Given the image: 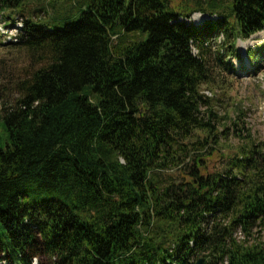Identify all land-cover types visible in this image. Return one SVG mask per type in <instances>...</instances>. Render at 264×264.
Masks as SVG:
<instances>
[{
  "label": "trees",
  "instance_id": "obj_1",
  "mask_svg": "<svg viewBox=\"0 0 264 264\" xmlns=\"http://www.w3.org/2000/svg\"><path fill=\"white\" fill-rule=\"evenodd\" d=\"M85 1L10 42L28 63L0 98V264H264V140L236 130L220 153L228 116L201 92L264 29V0L198 2L216 17L199 27L168 0Z\"/></svg>",
  "mask_w": 264,
  "mask_h": 264
},
{
  "label": "rangeland",
  "instance_id": "obj_2",
  "mask_svg": "<svg viewBox=\"0 0 264 264\" xmlns=\"http://www.w3.org/2000/svg\"><path fill=\"white\" fill-rule=\"evenodd\" d=\"M168 2L169 9L190 15L188 19H181L187 24L199 27L216 18L192 10L196 3L204 4L207 0H168ZM227 3L228 0H215L214 6H220L224 11ZM85 4V0H24L22 12L13 10L9 13L16 22L3 19L0 15V98L3 90L7 99L13 98L11 82L24 74L28 63L25 51L10 44L13 41L11 39L18 34L20 21L29 18L32 21L61 28L64 24L77 20L80 9H84ZM194 16L197 17L195 20ZM207 43L214 51L219 45L226 43V40L222 34H219ZM263 46L264 29L246 40H236L235 50L238 57L228 59L230 70L214 71L215 81L208 87H201V92L211 98V104L219 117L239 119L236 126L227 118L223 120L229 130L228 135L220 139V145L217 147L220 153H225L224 150L230 151L240 143L235 137L236 130H242V134L248 130L251 139L255 142L264 140V50H261L264 49ZM256 49L261 50L262 56L255 54ZM191 50L193 54L196 53L194 47ZM222 158V156H213L207 159V163L210 167L217 168ZM172 173H175V170L167 171V174Z\"/></svg>",
  "mask_w": 264,
  "mask_h": 264
},
{
  "label": "water",
  "instance_id": "obj_3",
  "mask_svg": "<svg viewBox=\"0 0 264 264\" xmlns=\"http://www.w3.org/2000/svg\"><path fill=\"white\" fill-rule=\"evenodd\" d=\"M195 264H202V259H198Z\"/></svg>",
  "mask_w": 264,
  "mask_h": 264
},
{
  "label": "bare ground",
  "instance_id": "obj_4",
  "mask_svg": "<svg viewBox=\"0 0 264 264\" xmlns=\"http://www.w3.org/2000/svg\"><path fill=\"white\" fill-rule=\"evenodd\" d=\"M195 16H197V15H195ZM195 16H194V20L197 18V17H195ZM201 17L203 18V17H205V16H201Z\"/></svg>",
  "mask_w": 264,
  "mask_h": 264
},
{
  "label": "built area",
  "instance_id": "obj_5",
  "mask_svg": "<svg viewBox=\"0 0 264 264\" xmlns=\"http://www.w3.org/2000/svg\"><path fill=\"white\" fill-rule=\"evenodd\" d=\"M206 94H207V92H206Z\"/></svg>",
  "mask_w": 264,
  "mask_h": 264
}]
</instances>
